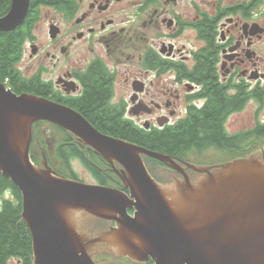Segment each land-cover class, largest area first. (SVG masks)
I'll list each match as a JSON object with an SVG mask.
<instances>
[{"label":"water","instance_id":"95a60500","mask_svg":"<svg viewBox=\"0 0 264 264\" xmlns=\"http://www.w3.org/2000/svg\"><path fill=\"white\" fill-rule=\"evenodd\" d=\"M30 2L11 0L0 31L23 23ZM40 120L72 133L109 162L128 191L59 174L42 146V166L35 164L30 150L33 124ZM143 155L178 173L164 168L168 182L157 181ZM243 156L182 165L100 131L67 105L18 94L0 82V172L21 190L33 264H96L97 253L152 257L156 264H264V149ZM101 219L116 226L101 235ZM86 225L96 230L93 235Z\"/></svg>","mask_w":264,"mask_h":264},{"label":"flooded vegetation","instance_id":"af4514ba","mask_svg":"<svg viewBox=\"0 0 264 264\" xmlns=\"http://www.w3.org/2000/svg\"><path fill=\"white\" fill-rule=\"evenodd\" d=\"M39 10L24 55L31 41L39 48L34 57L42 58L31 66L25 64L27 75L23 66L18 69L26 80L35 79L38 86L46 87L54 102L79 111L87 80L97 71L107 85V109L124 111L140 127H165L189 111L201 110L208 90L199 82L197 60L209 44L201 32L207 22L218 51L217 83L229 97L239 93L238 87L245 89L241 112L252 103L255 106L248 130L264 123L258 117L264 107V43L256 41L264 40V27L257 22L264 18V0H73L65 7L39 5ZM41 21H46L49 38L43 46L34 33ZM51 26H55L53 34ZM226 122L228 135L247 130L230 132ZM108 226L101 235L116 224ZM84 229L91 235L96 231L90 225ZM115 255L124 264H154L152 259L136 262ZM9 264L25 262L13 256Z\"/></svg>","mask_w":264,"mask_h":264},{"label":"trees","instance_id":"16d2710c","mask_svg":"<svg viewBox=\"0 0 264 264\" xmlns=\"http://www.w3.org/2000/svg\"><path fill=\"white\" fill-rule=\"evenodd\" d=\"M72 2L73 0H31L23 23L14 30L0 31V82L9 81L16 93L29 92L49 98L48 89L38 86L35 79L26 80L18 69V64L24 55V44L30 38L34 24L39 18V5L65 7ZM10 4L11 0H0V16L7 13ZM201 32L209 43L208 47L200 52L197 60L199 82L208 90V100L201 110L189 111L185 118L165 127L152 129L140 127L128 118L124 111L107 109V85L97 71H94L87 80L88 90L84 98L78 102L79 112L106 134L175 157H181L192 149L202 151L210 147L237 151L251 137H264V123H259L252 130L227 134L223 125L231 115L243 109L246 100L243 94L245 89L238 87L237 95L230 97L226 95L225 89L217 83L215 75L218 51L213 46L211 25L204 23ZM88 77L89 75L86 79ZM36 124L54 127L63 135V139L54 148L56 157L65 168L63 175L80 180L71 166V162L78 159L92 173L97 183L108 186L121 183L108 169L111 168V164L93 151H89L72 133L49 121H38ZM36 137L41 145H44L40 133L34 136V139ZM45 148L47 149L46 145ZM47 152L48 149L46 156L51 163ZM146 159L149 157H145ZM33 160L35 162V159ZM57 171L60 172L58 169ZM22 211L21 190L0 172V264H9L13 256H19L25 264H33L32 235L22 217Z\"/></svg>","mask_w":264,"mask_h":264},{"label":"rangeland","instance_id":"374dc122","mask_svg":"<svg viewBox=\"0 0 264 264\" xmlns=\"http://www.w3.org/2000/svg\"><path fill=\"white\" fill-rule=\"evenodd\" d=\"M257 22L260 23L262 27H264V18L257 19ZM260 24H258V26H260ZM53 29H55V26L50 27L49 29L50 34H52ZM34 33H36L37 35L38 34L40 35V41L38 40L37 43L41 44L42 46L49 43V38L47 36L48 30L46 26V21H41L38 24V27L36 28ZM256 41L258 43H264L263 39H258V40L256 39ZM30 43L31 41L26 46V52H25V55L20 65L18 64V68L19 66L24 67V73L26 75L28 74V72H26L27 68H25V64L31 66L37 60L42 58V55H38L34 57V55L37 54L39 48L36 44H33V43L30 44ZM6 85L9 87L10 82L7 81ZM254 108L255 106L252 103L248 111L239 112V113H235L231 115L226 122V127L228 131L238 132L243 129L248 130L251 124L254 122L253 120L255 117ZM247 112L248 114H245ZM258 117L264 119V107H262L260 111L258 112ZM145 118H147L146 115L142 116L141 121L143 122ZM176 120H177V117L172 118V121H176ZM40 121H44V120H40ZM35 123L33 124V139H32L31 150H30L31 156H33V159H35V164L42 166V163H43L42 155H41V146H42L45 153H46V150L48 149L47 154L51 159L50 166L53 167L56 171L58 169L62 173L63 171H65V168L62 165L61 161L56 157L54 148L63 139V135L59 133L58 130H56L54 127L51 128L49 125H45V124L35 125ZM39 133L43 137L44 145H41L37 137L34 139V136H36ZM45 145L47 146V149L45 148ZM242 146L243 147H241L240 149H237V151L217 150L211 147L208 149L202 150V151L192 149L189 152H186L183 156L178 157V159L183 162L186 161V162L193 163L195 165L220 164L227 160H231L234 157L243 156L248 153H252L257 150L264 149V137L262 138L251 137L248 141L243 143ZM146 157H149V159H146V162H145L149 172L152 175H154L160 182L167 183L168 178H163L166 176V173L163 169L166 168L170 170L168 167H165L167 165L163 164L161 160L154 159L150 156H146ZM96 161H98V159ZM71 166L73 167V171L79 176L80 180H83L84 182H87V183H97L95 177L92 175V173L86 168V166L80 160L78 159L73 160L71 162ZM109 224L110 222L108 221H105V220L100 221V225L103 226L105 229H109V226H108ZM94 260L95 262H97V264H124L123 262H121L122 261L121 258L113 257L111 254L97 253L94 255Z\"/></svg>","mask_w":264,"mask_h":264},{"label":"bare ground","instance_id":"6f19581e","mask_svg":"<svg viewBox=\"0 0 264 264\" xmlns=\"http://www.w3.org/2000/svg\"><path fill=\"white\" fill-rule=\"evenodd\" d=\"M137 262V261H136Z\"/></svg>","mask_w":264,"mask_h":264}]
</instances>
